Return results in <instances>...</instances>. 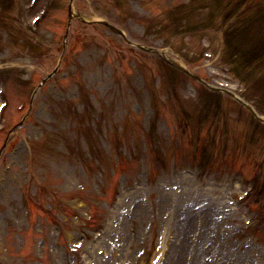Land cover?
Listing matches in <instances>:
<instances>
[{
  "label": "rangeland",
  "instance_id": "rangeland-1",
  "mask_svg": "<svg viewBox=\"0 0 264 264\" xmlns=\"http://www.w3.org/2000/svg\"><path fill=\"white\" fill-rule=\"evenodd\" d=\"M68 3L0 0V264H264V126L158 56L264 112V0H76L158 52L75 19L33 96Z\"/></svg>",
  "mask_w": 264,
  "mask_h": 264
},
{
  "label": "bare ground",
  "instance_id": "bare-ground-1",
  "mask_svg": "<svg viewBox=\"0 0 264 264\" xmlns=\"http://www.w3.org/2000/svg\"><path fill=\"white\" fill-rule=\"evenodd\" d=\"M175 213H176V217H178V218H179L180 216L177 214V212H175ZM178 213H179V212H178Z\"/></svg>",
  "mask_w": 264,
  "mask_h": 264
}]
</instances>
